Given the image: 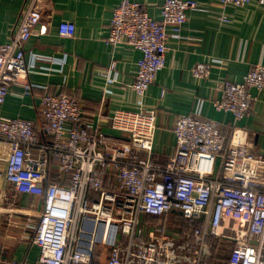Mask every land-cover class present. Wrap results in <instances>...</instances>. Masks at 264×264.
<instances>
[{"label":"built area","instance_id":"obj_1","mask_svg":"<svg viewBox=\"0 0 264 264\" xmlns=\"http://www.w3.org/2000/svg\"><path fill=\"white\" fill-rule=\"evenodd\" d=\"M197 6L196 0H164L162 19L136 0L115 7L107 41L141 52L131 84L140 98L166 65L170 35L182 33ZM41 19V0H27L11 39L0 43V106L16 82L24 80L25 92L32 91L25 44ZM58 28L71 36L76 23L64 20ZM116 68L113 60L105 90L117 80ZM211 70L200 61L192 74L207 78ZM217 88L215 109L241 121L252 112L251 89L264 88V63ZM40 110L42 132L33 119L0 110V179L11 187L0 191L1 213L8 226L33 232L38 264H264V153L253 148L248 128L235 125L228 135L214 118L181 114L173 151L161 161L153 156L156 107L117 108L109 124L116 133L96 120L104 117L100 111L88 113L81 98L66 91L46 92ZM89 190L99 198L89 200ZM22 194L42 199L37 221L30 218L34 202L18 205ZM146 214L160 220L148 221Z\"/></svg>","mask_w":264,"mask_h":264},{"label":"crops","instance_id":"obj_2","mask_svg":"<svg viewBox=\"0 0 264 264\" xmlns=\"http://www.w3.org/2000/svg\"><path fill=\"white\" fill-rule=\"evenodd\" d=\"M156 19H162L164 0H136ZM180 35L168 40L167 61L146 95L140 98L132 89L141 52L129 43L113 45L107 41L111 18L121 0H41L42 19L25 44L30 63L27 80L32 91L25 92L24 80L14 83L4 104L8 117L31 118L40 132L44 120L41 101L46 92L66 91L79 96L88 113L100 111L107 132L110 116L120 107H156L157 130L153 156L168 159L175 145L173 126L181 114L214 118L230 135L235 125L251 131L253 148L264 153V88H252L256 96L250 115L236 121L231 112L218 111L214 101L220 97L219 81H240L257 63H264V5L258 0L244 6L224 5L222 0H196ZM27 0H0V43L9 41L19 25ZM222 16H226L223 19ZM73 21L71 36H62L58 24ZM55 59V60H54ZM117 61V80L107 87L106 70ZM200 61L211 63V74L197 78L192 68ZM26 80V79H25ZM162 88L166 89L161 96ZM11 188L0 179V191ZM35 203L31 220L37 221L42 199L22 194L19 206ZM33 206V205H32ZM0 208V264H38L39 247L33 232L8 226ZM32 233L30 236L28 233Z\"/></svg>","mask_w":264,"mask_h":264},{"label":"trees","instance_id":"obj_3","mask_svg":"<svg viewBox=\"0 0 264 264\" xmlns=\"http://www.w3.org/2000/svg\"><path fill=\"white\" fill-rule=\"evenodd\" d=\"M83 105H84V108L86 109V104H83ZM86 110H87V109H86ZM145 217H146V219H147L148 221L158 222V221L160 220V217H159V216H153V215H151V214H146ZM172 217H174V218H176V217H180V214H178V213H172ZM182 226H183V227H186V228L190 227V226H188V224H184V223H182ZM211 240H212L214 243L219 242V239H218V238L211 237ZM100 249H101V247H100V245H98V246L96 247V252H98V250H100ZM222 253H223V259H224V260H227V259H228V254H229V248H228L227 245H225L224 248L222 249ZM95 260H96V261L98 260V259H97V255H95ZM225 264H228V261H227Z\"/></svg>","mask_w":264,"mask_h":264},{"label":"rangeland","instance_id":"obj_4","mask_svg":"<svg viewBox=\"0 0 264 264\" xmlns=\"http://www.w3.org/2000/svg\"><path fill=\"white\" fill-rule=\"evenodd\" d=\"M88 198H89V200H93V199H98L99 198V196H98V194L95 192V193H93V191L92 190H89V194H88ZM39 216V213H37V217ZM25 232H29V231H25ZM30 236L32 235V233L30 232V233H28Z\"/></svg>","mask_w":264,"mask_h":264}]
</instances>
